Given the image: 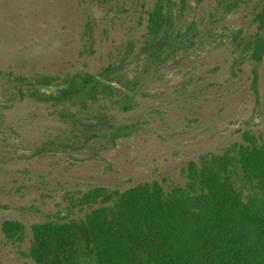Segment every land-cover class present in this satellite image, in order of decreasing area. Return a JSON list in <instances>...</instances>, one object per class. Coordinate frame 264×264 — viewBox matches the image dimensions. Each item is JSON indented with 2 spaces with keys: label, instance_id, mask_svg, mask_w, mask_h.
I'll return each mask as SVG.
<instances>
[{
  "label": "rangeland",
  "instance_id": "obj_1",
  "mask_svg": "<svg viewBox=\"0 0 264 264\" xmlns=\"http://www.w3.org/2000/svg\"><path fill=\"white\" fill-rule=\"evenodd\" d=\"M152 1L143 8L144 0H0V71L96 73L126 56L129 43L140 47L145 9ZM192 2L187 18L195 16L207 37L142 75L134 108L124 111L111 104L107 110L117 126H134L131 135L115 142L104 135L88 143L80 137L75 147L61 151L58 145L66 142L69 127L56 109L28 97L11 100L0 87V264H29L32 225L65 215L72 194L96 185L183 184L190 162L222 153L242 142L247 131L264 133V59L258 67V93L251 64L232 71L231 35L257 27L251 6L215 16L217 0ZM88 21L94 24L95 52L83 55ZM125 67L134 76L141 65L132 56ZM79 214L76 210L72 216ZM7 220L25 225L23 242L6 237L2 226Z\"/></svg>",
  "mask_w": 264,
  "mask_h": 264
},
{
  "label": "trees",
  "instance_id": "obj_2",
  "mask_svg": "<svg viewBox=\"0 0 264 264\" xmlns=\"http://www.w3.org/2000/svg\"><path fill=\"white\" fill-rule=\"evenodd\" d=\"M217 2L215 16L232 13L243 4L251 6L257 27L245 34L237 29L231 35L236 53L232 71L251 64L252 86L258 93L264 0ZM191 3L153 0L145 9L140 47L129 43L126 56L96 73L0 71V87L11 100L28 97L56 109L69 127L64 132L67 138L59 136L66 138L58 145L61 151L75 147L80 137L84 143L102 135L115 142L119 136L131 135L134 126H117L107 110L111 104L124 111L134 108L142 75L207 37L195 16L187 18ZM85 26L81 54L92 55L94 24L88 21ZM132 56L141 65L134 76L125 67ZM3 115L0 108V125ZM243 136L242 142L232 143L222 153H207L199 163L190 162L183 184L165 186L154 180L124 189L96 185L72 194L65 215L32 225L29 264H264V133L247 131ZM76 210L83 214L72 216ZM2 230L14 242H23L27 235L25 225L17 220L5 221Z\"/></svg>",
  "mask_w": 264,
  "mask_h": 264
}]
</instances>
